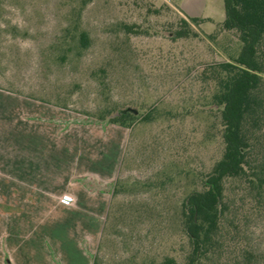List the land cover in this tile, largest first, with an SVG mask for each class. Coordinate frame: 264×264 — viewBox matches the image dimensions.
Listing matches in <instances>:
<instances>
[{
  "label": "rangeland",
  "instance_id": "rangeland-1",
  "mask_svg": "<svg viewBox=\"0 0 264 264\" xmlns=\"http://www.w3.org/2000/svg\"><path fill=\"white\" fill-rule=\"evenodd\" d=\"M179 8L214 22L191 23L192 35L176 38L184 28L182 19H189ZM224 20L223 0H0V120L14 127L46 122L31 116V110L50 108L61 110L65 120L75 118L107 125L110 133L123 129L129 134L119 172L109 188L104 187L109 189L107 211L96 202H81L72 213L53 210L44 224L37 223L24 237L17 231L23 237L19 254L25 261L37 263L45 251L54 264H84L80 248L92 264H153L177 255L185 242L182 202L200 189V178L222 155L212 104L215 84L205 82L203 73L241 52L234 35L217 32ZM125 26H133L135 32L128 33ZM15 97L24 103L19 105ZM125 109L139 112L131 128L101 122ZM146 116L150 118L145 121ZM93 129L95 134L101 130ZM102 143L107 152L109 145ZM109 157L102 156L91 170ZM36 165L30 169L41 166ZM48 177L31 183L39 190L38 184L53 190L54 181ZM75 182L101 192L94 175ZM54 189L53 194L67 190L66 185ZM61 199L74 202L69 193ZM100 216L101 232L88 244L84 234L99 225ZM253 232L254 246L262 255L258 264H264V218L255 221ZM7 262L12 264L9 257Z\"/></svg>",
  "mask_w": 264,
  "mask_h": 264
},
{
  "label": "trees",
  "instance_id": "trees-1",
  "mask_svg": "<svg viewBox=\"0 0 264 264\" xmlns=\"http://www.w3.org/2000/svg\"><path fill=\"white\" fill-rule=\"evenodd\" d=\"M223 1L225 20L217 32L234 35L242 49L238 57L213 64L203 73L205 82L215 84L212 104L222 155L200 178V189L182 202L185 242L177 255L153 264H258L262 258L253 231L255 221L264 218V0ZM205 21L211 20L182 19L184 28L176 38H189L191 23ZM125 30L135 32L133 26ZM81 37L87 41L85 33ZM137 115L138 111L125 109L101 122L131 128Z\"/></svg>",
  "mask_w": 264,
  "mask_h": 264
},
{
  "label": "crops",
  "instance_id": "crops-1",
  "mask_svg": "<svg viewBox=\"0 0 264 264\" xmlns=\"http://www.w3.org/2000/svg\"><path fill=\"white\" fill-rule=\"evenodd\" d=\"M181 11L188 18L210 19L211 21L208 22H214L212 18L198 17L197 14L190 16ZM15 98L18 99L19 105L25 101L19 97ZM62 114L61 110L51 111L50 108L43 109L40 113L31 110V116H41L46 122H30L23 127H14L12 122L0 120V228L3 229L2 234L7 239L5 245L0 241V264H7L8 257L12 264H54L45 251L37 263L30 259L25 261L26 259L19 254L24 234H29V230L32 231L31 228L37 223L44 224L46 217L50 216L53 210L56 212L60 208L72 213L79 209L81 202L86 204L96 202L103 212L107 211L109 189L105 190L104 187L109 188L119 172L129 134L123 129L110 133L105 129L107 125L77 122L75 118L65 120L62 119ZM93 126H99L101 130L99 129L95 134ZM62 127L68 128L63 131ZM30 132L36 133L37 137L31 138ZM27 138L34 140H29L28 143ZM56 138H59L58 143H54ZM47 140H50V143ZM102 141H106L109 145L107 152L102 150ZM112 144L115 147H111ZM52 147L55 149L53 152L50 151ZM29 148L30 151L33 150V153L27 152ZM105 155L110 156L108 161L102 163L98 169H93L96 171L93 172L91 167L100 164V158ZM46 156L47 158L52 156V158L47 160ZM111 157L115 158V161ZM47 163L53 166L47 168L45 167ZM36 164L41 165V169H30L32 165L37 168ZM38 171L43 174L30 173ZM47 175H51L48 178L54 181V183L51 181L53 190L41 188L39 184L38 187L41 190L33 187L32 180H45ZM87 175L97 177L102 185L101 192L89 191L84 185L75 182L76 179ZM65 185L67 190L53 194L54 188L65 187ZM65 193L74 196L72 204H65L62 201L61 198ZM35 197L37 198L33 199ZM98 220L99 225L92 228L96 229L95 233L90 229L91 227H88L89 222L83 221V225L88 227V232L84 234L88 244L101 232L104 216H100ZM17 231L21 232L20 235L23 234L22 238L18 236ZM80 252L85 261L84 264H92L91 257L83 248H80ZM72 264L80 263L76 261Z\"/></svg>",
  "mask_w": 264,
  "mask_h": 264
}]
</instances>
